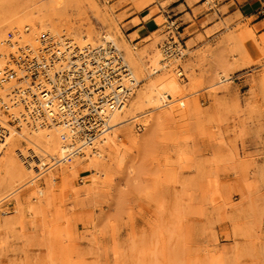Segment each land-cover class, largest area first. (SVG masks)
I'll return each mask as SVG.
<instances>
[{
    "label": "rangeland",
    "instance_id": "374dc122",
    "mask_svg": "<svg viewBox=\"0 0 264 264\" xmlns=\"http://www.w3.org/2000/svg\"><path fill=\"white\" fill-rule=\"evenodd\" d=\"M152 4L0 0V42L24 26L28 39L47 31L78 46L107 35L140 82L123 114L131 119L98 147L101 157L88 151L53 166L29 151L46 134L8 138L0 264H264V34L227 24L219 55L206 46L197 63L186 61L191 43L181 41L183 57L161 68L162 16L140 43L142 33L127 36ZM152 79L172 102L142 99ZM36 158L49 165L39 176Z\"/></svg>",
    "mask_w": 264,
    "mask_h": 264
},
{
    "label": "built area",
    "instance_id": "2783aa9c",
    "mask_svg": "<svg viewBox=\"0 0 264 264\" xmlns=\"http://www.w3.org/2000/svg\"><path fill=\"white\" fill-rule=\"evenodd\" d=\"M29 27L8 33L0 56V156L8 138L23 129L32 133L59 126V158L68 164L97 152L111 127L110 116L122 111L138 89L124 52L114 42L78 46L47 31L27 41ZM159 50L161 68L183 55L181 28L165 18ZM180 46V49H179ZM141 130L140 126L136 128ZM34 169L39 176L46 171Z\"/></svg>",
    "mask_w": 264,
    "mask_h": 264
},
{
    "label": "crops",
    "instance_id": "0c3cea01",
    "mask_svg": "<svg viewBox=\"0 0 264 264\" xmlns=\"http://www.w3.org/2000/svg\"><path fill=\"white\" fill-rule=\"evenodd\" d=\"M153 4L138 14V24L132 27L131 33H142L135 44L159 31L156 20L159 17L174 20L181 28L183 45L191 43L186 61L197 63L199 53L206 46L214 49L219 55L223 47L216 48L219 39L236 26H245L256 36L264 34V0H152ZM212 1L213 7L203 9V5ZM154 7L157 14H151ZM132 20V19H131ZM130 20V21H131Z\"/></svg>",
    "mask_w": 264,
    "mask_h": 264
},
{
    "label": "bare ground",
    "instance_id": "6f19581e",
    "mask_svg": "<svg viewBox=\"0 0 264 264\" xmlns=\"http://www.w3.org/2000/svg\"><path fill=\"white\" fill-rule=\"evenodd\" d=\"M30 25V24H29ZM31 26H35V24L34 23H32L31 24ZM41 33V32H40ZM50 33V32H49ZM51 34V33H50ZM53 35V34H52ZM36 37V36H35ZM60 37V36H59ZM61 37H63V36H61ZM65 37V36H64ZM67 37V36H66ZM88 36L86 35L84 38H87ZM69 38V37H68ZM27 39V41H32L33 39H35V38H33V39H28V38H26ZM70 39V38H69ZM102 39H104V40H106V41H112L113 42V40L111 39V37L110 36H107V35H104L103 37H102ZM70 40H72V39H70ZM73 41V40H72ZM33 42V41H32ZM74 42V41H73ZM75 43V42H74ZM76 44V43H75ZM86 45V44H85ZM85 45H83V46H85ZM3 54V47H1V42H0V56ZM141 66L139 65L138 67H137V70L140 72V70H141V68H140ZM158 72V70H153V72H152V74H155V73H157ZM133 77H134V79H135V81L136 82H138L137 81V79L135 78V76H134V74H133ZM150 82H149V84L144 88V90H143V92H142V99H144V101L146 102V103H150V104H153L154 105V107L155 108H157V107H159V102H161V100H163V99H167L169 102H172V95L169 93V91L168 90H165L164 92H160L159 91V86L160 85H157V83H155V81H153V79L152 80H149ZM173 81V80H172ZM174 83V82H173ZM162 87V86H161ZM175 88V87H174ZM130 101V100H129ZM180 106H182V105H180ZM126 110H128L127 109V105L125 106V108L122 110V111H120V112H114L113 114H111V116H110V122H109V124H110V126L111 127H114V126H118V125H121V124H123L124 122H127L129 119H131V118H129V117H127V118H125V116L123 117V114L124 115H127L126 114ZM129 111V110H128ZM24 130V129H23ZM60 130H61V128L59 127V126H53V127H50V128H43V129H40V130H37V131H35V132H32V133H42V134H46V137L47 138H50V139H47V140H45L40 146H37V142H35V141H28L30 144H31V146H32V148H31V150H29L30 151V154L31 155H35L36 154V152H40V153H38L39 154V156L40 157H43V160H45V161H56L57 160V158H59V152H60V148H59V142H58V139H57V134L60 132ZM114 131V130H113ZM112 131V132H113ZM16 134V133H15ZM112 134V133H111ZM12 135H14V134H12ZM11 137V136H10ZM51 137H53L54 139H55V141H56V143H57V147H56V149H53L52 147H53V140L51 139ZM111 136H109V137H106L105 138V141H104V143L101 145V146H105L106 145V143H107V140H108V138H110ZM117 137V136H116ZM118 138V137H117ZM119 139V138H118ZM113 145H115L113 142H111ZM112 144H110V145H112ZM101 146H97V147H101ZM103 149H104V147H102ZM58 151V152H57ZM90 151V150H89ZM57 153V155H56V157H55V154ZM94 153V156L95 157H101L100 156V153H96V152H93ZM20 157H21V155H20ZM37 159V158H36ZM43 160H40V159H37L36 160V162H34V163H36V164H40V165H38L40 168H36L37 170H42L43 168L42 167H44V165H46L45 164V162L43 161ZM76 160V159H75ZM74 161V160H73ZM72 161V162H73ZM71 163V162H70ZM69 164V163H68ZM60 165H67V164H60ZM42 166V167H41ZM54 166V165H53ZM69 169H72L71 167H68ZM11 170H12V164L11 163H0V175H2V176H5V175H8L10 172H11ZM73 174V173H72ZM69 176H71V175H69ZM16 182V181H15ZM14 182V183H15ZM13 183V182H12Z\"/></svg>",
    "mask_w": 264,
    "mask_h": 264
}]
</instances>
